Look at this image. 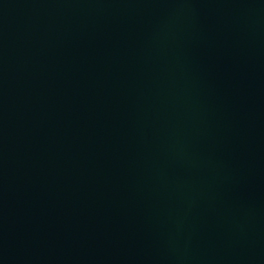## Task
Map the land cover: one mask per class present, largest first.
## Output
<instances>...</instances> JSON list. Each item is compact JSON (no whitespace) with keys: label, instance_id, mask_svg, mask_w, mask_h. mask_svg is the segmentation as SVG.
Segmentation results:
<instances>
[{"label":"water","instance_id":"obj_1","mask_svg":"<svg viewBox=\"0 0 264 264\" xmlns=\"http://www.w3.org/2000/svg\"><path fill=\"white\" fill-rule=\"evenodd\" d=\"M0 264H264V0H0Z\"/></svg>","mask_w":264,"mask_h":264}]
</instances>
